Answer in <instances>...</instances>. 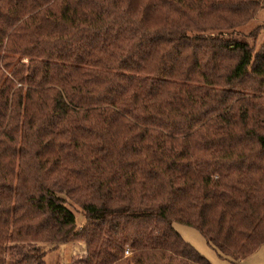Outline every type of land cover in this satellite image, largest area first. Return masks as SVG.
Instances as JSON below:
<instances>
[{
  "label": "trees",
  "instance_id": "1",
  "mask_svg": "<svg viewBox=\"0 0 264 264\" xmlns=\"http://www.w3.org/2000/svg\"><path fill=\"white\" fill-rule=\"evenodd\" d=\"M261 3L0 0V264L77 241L85 264H210L173 224L260 249L264 41L201 34Z\"/></svg>",
  "mask_w": 264,
  "mask_h": 264
},
{
  "label": "rangeland",
  "instance_id": "2",
  "mask_svg": "<svg viewBox=\"0 0 264 264\" xmlns=\"http://www.w3.org/2000/svg\"><path fill=\"white\" fill-rule=\"evenodd\" d=\"M262 9L248 23L237 28L226 31L205 32L201 35L210 38L244 39L256 51L264 41V0ZM22 62H27L25 58ZM66 207L75 215L77 225L83 221V213L78 205L67 202ZM174 229L181 238L193 247L198 254L205 258L210 264H264V245L244 260H235L231 257L221 255L207 240L194 228L173 224ZM38 255H42L44 264H85L86 248L84 242H69L65 244H35ZM128 255H125V251ZM125 257H130V252L125 249Z\"/></svg>",
  "mask_w": 264,
  "mask_h": 264
},
{
  "label": "built area",
  "instance_id": "3",
  "mask_svg": "<svg viewBox=\"0 0 264 264\" xmlns=\"http://www.w3.org/2000/svg\"><path fill=\"white\" fill-rule=\"evenodd\" d=\"M125 255H128V251L127 250L125 251Z\"/></svg>",
  "mask_w": 264,
  "mask_h": 264
}]
</instances>
